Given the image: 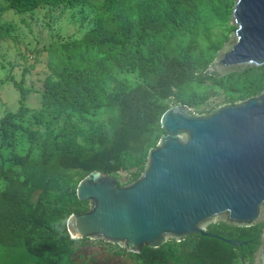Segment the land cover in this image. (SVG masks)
Here are the masks:
<instances>
[{
    "label": "trees",
    "instance_id": "trees-1",
    "mask_svg": "<svg viewBox=\"0 0 264 264\" xmlns=\"http://www.w3.org/2000/svg\"><path fill=\"white\" fill-rule=\"evenodd\" d=\"M221 1L0 0V47L11 42L21 54V63L0 59L9 69L0 85L19 93L16 108L0 117V264H87L75 253L93 240L72 239L67 227L71 215L89 210L77 197L85 177L101 171L128 185L165 134L169 109L205 114L264 91V66L224 78L204 74L229 39L230 32L215 37L234 2ZM41 9L46 20L27 19ZM68 13L79 26L65 39L54 26ZM33 23L47 29L48 43L26 41ZM42 65L43 77L36 73ZM217 86L223 101L210 103ZM262 228L209 226L249 242L240 248L198 234L139 254L114 246L135 264H252Z\"/></svg>",
    "mask_w": 264,
    "mask_h": 264
},
{
    "label": "water",
    "instance_id": "water-1",
    "mask_svg": "<svg viewBox=\"0 0 264 264\" xmlns=\"http://www.w3.org/2000/svg\"><path fill=\"white\" fill-rule=\"evenodd\" d=\"M232 25L205 75L224 78L264 66V0H235ZM161 127L165 134L136 181L122 186L94 171L80 182L77 197L89 202V210L69 217L71 238L134 254L194 234L240 248L249 242L223 238L209 226L263 225L251 256L252 264H264V91L205 114L175 106Z\"/></svg>",
    "mask_w": 264,
    "mask_h": 264
},
{
    "label": "rangeland",
    "instance_id": "rangeland-1",
    "mask_svg": "<svg viewBox=\"0 0 264 264\" xmlns=\"http://www.w3.org/2000/svg\"><path fill=\"white\" fill-rule=\"evenodd\" d=\"M218 2L222 3L221 0ZM235 5V0L233 2L231 11H223L221 14V26L216 31V38H221L226 40V36L235 30L234 26L232 25V11ZM72 13L78 14L79 11H72ZM59 15V12L55 13ZM48 15L47 10H39L36 14L33 15L31 18L30 16L27 19L30 22L36 21L38 17L41 20H46V16ZM71 13L65 14L61 17V20L57 25L54 26V29L58 34H61L63 38H68L69 36L73 35L74 33L78 32V16L73 17L70 16ZM5 20L14 21L18 25H23L22 21L19 16L15 15L14 13H6L4 16ZM42 23V22H40ZM34 33L27 35L26 41L31 43L32 47L36 46L37 40L41 42L44 41L48 43L50 41V34L47 33V29H43L40 26H37L36 23H33ZM27 33V30H26ZM228 36V37H229ZM229 40V39H228ZM227 42V41H226ZM225 42V43H226ZM224 43V44H225ZM224 46V45H223ZM21 54H19L14 46L13 43L7 42L2 43L0 47V59L1 56L7 59V62H20L21 63ZM15 73L19 76L20 72L15 71ZM38 76L44 75V66H39L36 70ZM9 74V69L6 66H2L0 61V79H4ZM37 75L32 76V81L37 80ZM19 99V93L15 91L10 85H0V117L4 113V111L8 109H14L17 106V102ZM222 102L223 101V90L219 86H217L216 92H214L208 99V102ZM31 103H38L36 98L30 100ZM126 174L122 176L125 177ZM120 250L115 247L114 245H110L107 242L102 241H90L86 246L81 247L76 253L75 256L77 257V261L79 263H87V264H135V262L129 257L127 254H118Z\"/></svg>",
    "mask_w": 264,
    "mask_h": 264
},
{
    "label": "flooded vegetation",
    "instance_id": "flooded-vegetation-1",
    "mask_svg": "<svg viewBox=\"0 0 264 264\" xmlns=\"http://www.w3.org/2000/svg\"><path fill=\"white\" fill-rule=\"evenodd\" d=\"M259 240H260V238H259Z\"/></svg>",
    "mask_w": 264,
    "mask_h": 264
}]
</instances>
